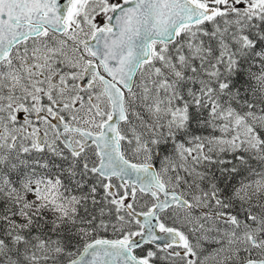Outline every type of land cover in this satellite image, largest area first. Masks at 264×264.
I'll list each match as a JSON object with an SVG mask.
<instances>
[{
    "label": "snow or ice",
    "instance_id": "snow-or-ice-1",
    "mask_svg": "<svg viewBox=\"0 0 264 264\" xmlns=\"http://www.w3.org/2000/svg\"><path fill=\"white\" fill-rule=\"evenodd\" d=\"M0 264H264V0H0Z\"/></svg>",
    "mask_w": 264,
    "mask_h": 264
}]
</instances>
